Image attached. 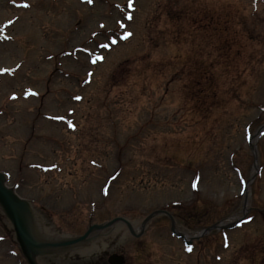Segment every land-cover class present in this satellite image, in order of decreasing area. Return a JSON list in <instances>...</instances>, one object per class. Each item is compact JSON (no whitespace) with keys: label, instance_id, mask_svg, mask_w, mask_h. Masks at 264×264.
<instances>
[{"label":"rangeland","instance_id":"rangeland-1","mask_svg":"<svg viewBox=\"0 0 264 264\" xmlns=\"http://www.w3.org/2000/svg\"><path fill=\"white\" fill-rule=\"evenodd\" d=\"M262 125L264 0H0V172L48 236L120 215L129 264H264Z\"/></svg>","mask_w":264,"mask_h":264},{"label":"flooded vegetation","instance_id":"flooded-vegetation-1","mask_svg":"<svg viewBox=\"0 0 264 264\" xmlns=\"http://www.w3.org/2000/svg\"><path fill=\"white\" fill-rule=\"evenodd\" d=\"M36 216V215H35ZM101 222V221H100ZM89 225V224H88ZM87 225V226H88ZM74 226V225H73ZM87 226L83 229L70 230L69 233L60 232L54 233V247L44 251H39L35 255L36 264H129L130 261L126 255L123 244H134L136 241L128 242L126 238L118 241L116 228L109 227L101 231H93L89 236L80 241H73L79 235L86 232ZM34 233L38 237H48L42 229L37 226ZM121 234L135 236L133 229L125 228ZM126 237V236H123ZM70 242H72L70 244ZM16 248L19 252V258L23 260L20 252V246L17 244ZM127 259V260H126ZM120 263H117V261ZM25 261V260H24ZM27 264V263H26Z\"/></svg>","mask_w":264,"mask_h":264},{"label":"water","instance_id":"water-1","mask_svg":"<svg viewBox=\"0 0 264 264\" xmlns=\"http://www.w3.org/2000/svg\"><path fill=\"white\" fill-rule=\"evenodd\" d=\"M1 180L2 177L0 175V203L4 208L5 212L7 213V215L9 216L10 220L12 221L22 245L24 247L29 248L31 244V240L29 236L25 234V232L21 227V218L19 213V209H21V206L19 205V201L15 198V196L10 190L5 189L3 187ZM34 216H35L34 219L23 217L26 231L33 237L35 236L34 230L36 229L37 226H39L43 231L42 218L35 211H34Z\"/></svg>","mask_w":264,"mask_h":264},{"label":"bare ground","instance_id":"bare-ground-1","mask_svg":"<svg viewBox=\"0 0 264 264\" xmlns=\"http://www.w3.org/2000/svg\"><path fill=\"white\" fill-rule=\"evenodd\" d=\"M264 131V125L262 126H259L252 134L251 136V143H255L256 140L258 139V137L261 135V133ZM256 170V164H253V167H252V172L251 173H254ZM252 176H250V179H251ZM250 181V180H249ZM249 181L248 183L245 185V188H244V196H246L247 194V191H248V184H249ZM246 211L247 210V198H244L243 201H242V211ZM185 238H189L191 237L189 234L187 235H184Z\"/></svg>","mask_w":264,"mask_h":264},{"label":"snow or ice","instance_id":"snow-or-ice-1","mask_svg":"<svg viewBox=\"0 0 264 264\" xmlns=\"http://www.w3.org/2000/svg\"><path fill=\"white\" fill-rule=\"evenodd\" d=\"M88 2H89V3H91V2H92V0H88ZM26 6H27V5H26ZM114 42H115V41H114ZM106 46H107V45H105V47H106ZM4 71H7V69H5ZM188 251H189V252H190V251H192V248H191V247H189V248H188Z\"/></svg>","mask_w":264,"mask_h":264}]
</instances>
